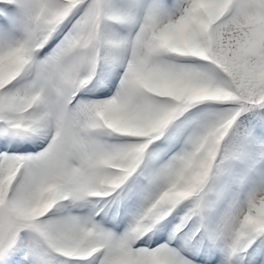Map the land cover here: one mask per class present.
I'll use <instances>...</instances> for the list:
<instances>
[{
    "label": "snow or ice",
    "instance_id": "1",
    "mask_svg": "<svg viewBox=\"0 0 264 264\" xmlns=\"http://www.w3.org/2000/svg\"><path fill=\"white\" fill-rule=\"evenodd\" d=\"M0 264H264V0H0Z\"/></svg>",
    "mask_w": 264,
    "mask_h": 264
}]
</instances>
